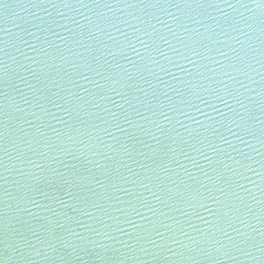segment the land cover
<instances>
[{
  "label": "water",
  "instance_id": "95a60500",
  "mask_svg": "<svg viewBox=\"0 0 264 264\" xmlns=\"http://www.w3.org/2000/svg\"><path fill=\"white\" fill-rule=\"evenodd\" d=\"M149 2L0 4L3 264H264V2Z\"/></svg>",
  "mask_w": 264,
  "mask_h": 264
},
{
  "label": "snow or ice",
  "instance_id": "6c2138e0",
  "mask_svg": "<svg viewBox=\"0 0 264 264\" xmlns=\"http://www.w3.org/2000/svg\"><path fill=\"white\" fill-rule=\"evenodd\" d=\"M143 2V0H142ZM171 2V0H150V2L148 4H151L152 6H156V5H160L162 6L163 4H169ZM181 2L183 4H189L192 3V0H181ZM195 3L199 4L202 2V0H194ZM262 2H264V0H262ZM3 3V0H0V4ZM172 5L179 7L180 4L179 3H173ZM3 79V67L0 66V80ZM218 99H223L222 96L217 97ZM225 103H227V100L224 101ZM3 106L0 105V141H3L4 138L6 137V132L8 130L7 125L5 123V121L3 120ZM0 166H3L2 164H0ZM186 197L189 195L187 192L185 193ZM195 199V197H190L189 202L191 203V200ZM204 205L201 204L200 207H203ZM196 205H193V208L195 209ZM209 211H211V209H209ZM0 220H2V218H0ZM3 227H2V223H0V232H2ZM0 264H3V261L0 260Z\"/></svg>",
  "mask_w": 264,
  "mask_h": 264
}]
</instances>
